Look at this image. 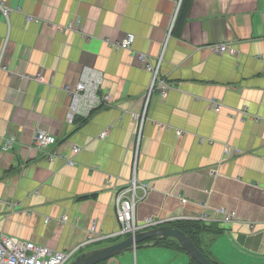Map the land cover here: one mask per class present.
<instances>
[{"label":"crops","instance_id":"obj_1","mask_svg":"<svg viewBox=\"0 0 264 264\" xmlns=\"http://www.w3.org/2000/svg\"><path fill=\"white\" fill-rule=\"evenodd\" d=\"M1 1L0 234L79 247L75 256L116 243L130 235L118 231L117 207L135 179L139 227L199 222L196 245L215 262L264 264V0H192L181 25L177 0ZM140 55L161 58L158 78L172 87L153 91L139 140L134 115L152 81ZM85 66L104 73L111 102L68 123ZM40 129L56 145L38 149ZM8 135L17 141L5 150ZM153 238L97 264H192Z\"/></svg>","mask_w":264,"mask_h":264},{"label":"built area","instance_id":"obj_2","mask_svg":"<svg viewBox=\"0 0 264 264\" xmlns=\"http://www.w3.org/2000/svg\"><path fill=\"white\" fill-rule=\"evenodd\" d=\"M182 0H179L176 6L174 17L180 11ZM0 8L3 12L8 15V9L3 7L2 2H0ZM31 19V16H27ZM173 20V23L175 21ZM133 43V37L128 36L123 41L116 43L118 48H129ZM231 47L227 43H218L212 46L216 51L225 52L227 48ZM232 48V47H231ZM232 52L236 51L232 48ZM140 58L144 61H148L145 55H140ZM161 58L158 60L156 65H152L150 61L147 63V69L152 74V81L149 89L144 94V113L140 115H134L140 121L139 128V140L140 132L143 128L145 121V114L147 112L153 91L158 89L162 97H166L170 88L171 83H167L164 80L158 78V70L160 67ZM41 76L39 75V78ZM104 82V73L99 69L91 66H85L80 74V77L76 80L75 84L70 88V104L67 110L66 119L68 123H72L75 115H81L83 117H89L92 113L103 107L107 106L111 102V95L102 91L100 93V88ZM211 103L219 109L222 103L216 99H212ZM244 110V109H243ZM107 129L101 132L100 136L104 137ZM17 141L15 135L5 136L3 149L10 150L14 147V143ZM57 142V138L48 132L47 130L40 129L34 135V143L38 149H47L51 145ZM79 147L75 146L74 150L79 151ZM230 152V149H229ZM69 163H72L69 160ZM146 184H142L143 188H146ZM137 188V183L133 179L127 190L132 191L131 196H126V192L122 191L119 194L118 207H117V218L121 223L119 228V233L121 234H136L140 229L148 227H156L164 222H169L166 219H148L145 224L141 227L138 225V220L135 213V191ZM186 201V199L184 200ZM10 205V204H9ZM223 214V221L231 222L233 220V214L226 211L224 208L219 209ZM63 220H67V216L63 215ZM49 221V218L46 219ZM94 229V228H92ZM86 244H82L80 247H85ZM76 249L64 252L60 250H53L47 246L41 245L39 243L23 240L18 237L8 235L5 233L0 234V264H67L75 256Z\"/></svg>","mask_w":264,"mask_h":264},{"label":"water","instance_id":"obj_3","mask_svg":"<svg viewBox=\"0 0 264 264\" xmlns=\"http://www.w3.org/2000/svg\"><path fill=\"white\" fill-rule=\"evenodd\" d=\"M156 236H159L160 239L172 236L179 242L186 254L190 258L195 259L199 264H215L201 251L188 234L178 227L171 225L160 226L147 231L138 232L116 243L84 251L76 256L70 264H97L128 249H137L142 246L138 243ZM157 241L158 240H155L154 243Z\"/></svg>","mask_w":264,"mask_h":264},{"label":"trees","instance_id":"obj_4","mask_svg":"<svg viewBox=\"0 0 264 264\" xmlns=\"http://www.w3.org/2000/svg\"><path fill=\"white\" fill-rule=\"evenodd\" d=\"M191 1L192 0H183L182 1V4H181V8H180V12H179V16H178V24H182V18L185 17L184 15L186 14L188 8L190 7V4H191ZM178 26V25H177ZM174 226V225H173ZM187 226H190L191 227V230H188L187 229ZM174 227H178L179 229H181L182 231H184L186 234H188L191 239L194 241V243L196 244V234L198 233L197 231L198 230H203V225H201V223L199 222H187V223H181L179 224L178 226H174ZM194 229V230H193ZM167 241H166V240ZM153 239H146V241L148 242H151L153 241ZM164 243V245H167V246H175V247H178L179 249H182L183 248L181 247V245L179 244V242L173 238V237H166V238H162L158 241V243ZM202 251V250H201ZM209 259H211L215 264H219L217 262H215L209 254L205 253L204 251H202ZM191 259V262L192 264H199L195 259L193 258H190Z\"/></svg>","mask_w":264,"mask_h":264},{"label":"rangeland","instance_id":"obj_5","mask_svg":"<svg viewBox=\"0 0 264 264\" xmlns=\"http://www.w3.org/2000/svg\"><path fill=\"white\" fill-rule=\"evenodd\" d=\"M179 0H177V2H178ZM2 2V4H3V1H1ZM3 7H5L4 5H3ZM6 8V7H5ZM28 19V18H27ZM33 19H35L34 17H31V19H29V20H33ZM69 28H72V23L68 26ZM76 27V26H75ZM134 38V37H133ZM83 70V69H82ZM82 72V71H81ZM80 77V76H79ZM76 82V81H75ZM75 84V83H74ZM37 132V131H36ZM54 145V144H53ZM43 150V149H42ZM138 232V231H137ZM105 244H106V242H103V243H100V244H96V245H93V246H90V247H87L86 248V251H88V250H91V249H94V248H98V247H102V246H105ZM186 254V253H185ZM187 255V254H186ZM187 257L189 258V256L187 255ZM73 260H71L68 264H70L71 262H72Z\"/></svg>","mask_w":264,"mask_h":264},{"label":"bare ground","instance_id":"obj_6","mask_svg":"<svg viewBox=\"0 0 264 264\" xmlns=\"http://www.w3.org/2000/svg\"><path fill=\"white\" fill-rule=\"evenodd\" d=\"M56 145V144H55Z\"/></svg>","mask_w":264,"mask_h":264}]
</instances>
